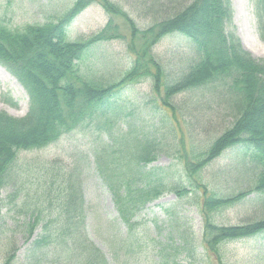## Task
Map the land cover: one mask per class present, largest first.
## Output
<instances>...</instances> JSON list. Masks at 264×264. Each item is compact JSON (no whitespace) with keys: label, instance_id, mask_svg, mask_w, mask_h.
I'll return each mask as SVG.
<instances>
[{"label":"trees","instance_id":"obj_1","mask_svg":"<svg viewBox=\"0 0 264 264\" xmlns=\"http://www.w3.org/2000/svg\"><path fill=\"white\" fill-rule=\"evenodd\" d=\"M92 2L107 13L122 15L131 29L134 39L128 48L133 62L119 80L111 79L112 73L109 80L79 70L78 61L94 44L122 36L108 21L87 38H68L67 26ZM141 4L144 14H152L144 28L111 0H74L53 21L27 24L21 30L9 29L0 18V65L22 84L29 100L24 116L0 112V192L7 187L15 212L23 215V221L7 231L0 226V241L6 233L1 264H19L15 235L20 227L28 242L22 264H131L142 247L135 234L138 214L167 192L198 207L203 247L218 260L222 244L264 232V59L253 57L227 30L229 0H165L160 12L158 0ZM253 4L264 39V0ZM168 35L183 37L190 53L189 60L181 52L175 55L183 63L176 76H167L151 52ZM141 40L140 49L136 45ZM145 78L152 82L156 120L147 121V114L117 102L124 87ZM186 92L221 108V117L229 118L218 135L196 140L184 117L186 104L172 101ZM79 127L98 136L87 152L117 214L115 222L125 231L112 249L111 262L88 234L80 167L64 170L56 163L19 160L21 152L45 147ZM231 148L238 156L230 169L245 175L244 186L228 193L208 189L203 168ZM160 154L175 163L151 165ZM82 159L80 154L78 161ZM250 195L258 206L257 218L215 222L216 213ZM119 252L128 257L117 263ZM158 254L164 264L170 263L166 248Z\"/></svg>","mask_w":264,"mask_h":264},{"label":"rangeland","instance_id":"obj_2","mask_svg":"<svg viewBox=\"0 0 264 264\" xmlns=\"http://www.w3.org/2000/svg\"><path fill=\"white\" fill-rule=\"evenodd\" d=\"M73 1L0 0V18L9 29L21 30L27 24L53 21L56 16L69 8ZM142 1L111 0L139 28H144L152 21L151 13H143ZM158 2L162 7L160 12L164 8L165 0H158ZM229 3L232 17L227 30L233 32L241 46L253 57L264 59V39L260 37L258 30L253 0H229ZM108 21H111L114 26V32L122 36L94 44L78 61V67L81 72L92 73L95 77L109 78L112 73L114 77L111 79L119 80L123 76V71L133 62V53L128 46L134 38L131 36L127 20L122 15L107 13L98 3L92 2L69 23L67 34L71 40L87 38L102 29ZM142 43L141 40L136 45L137 48H143ZM151 52L158 58L167 76H176L183 66V63L176 59V54L181 52L186 55L184 57L186 59L190 56L186 41L183 37L179 38L176 35L162 37L154 44ZM189 59L190 57L187 60ZM0 67L5 70L3 72L0 69V112H6L13 117L24 116L29 104L27 92L13 75L3 66L0 65ZM152 95V82L145 78L124 87L118 95L117 102H125L130 108L139 109V113L147 114V121L156 120L154 114L156 104L150 101ZM195 99L191 93L186 92L175 96L172 101L175 100L178 105L186 104L184 117L192 124L196 140L203 141L206 137L218 135L229 118H222L223 110L218 109L206 99L201 101ZM178 126L179 129L183 128L181 122H178ZM97 137L90 128L83 130L79 127L45 147L21 152L19 160L20 162L35 160L40 162L39 165L44 162L56 163L64 170L80 167L79 185L88 214V234L111 262L113 261L112 249L116 246L121 233L125 231L115 222L117 214L99 175L93 169L92 158L87 152V148L91 147ZM180 149H182L181 145ZM80 154L83 155V159L78 161ZM236 156H238L237 151L231 148L203 168L202 175L208 189L216 188L220 190V193H228L244 186L245 175L242 173L237 175L230 169L234 165ZM173 163L175 162L169 155L160 154L151 165ZM78 164L81 165L78 166ZM176 167L180 169L181 164H176ZM226 173L229 175H225ZM214 176H217L216 181ZM33 179H35L34 176ZM8 193L7 187L0 192V226L4 231H7L17 220L23 221V215L15 212L14 203L10 202ZM253 198L250 195L234 206L216 213L215 222L237 224L257 218L255 210L258 206ZM167 209H171V212L167 213ZM199 211L198 207L188 199H179L170 192L148 203L137 217L140 223L135 234L140 239L142 247L135 253L131 264H135L136 259L139 260L137 264H164L160 254L157 255L158 250L163 247L169 254V264H264V232L222 244L220 260L211 251H206L203 247V222ZM38 232L39 230L36 229L35 233ZM4 234L0 241V264L4 257ZM25 236L24 227H20L15 235L19 264L24 263L23 256L28 247ZM181 240L185 244L183 247ZM126 257L128 255L119 252L117 263Z\"/></svg>","mask_w":264,"mask_h":264},{"label":"bare ground","instance_id":"obj_3","mask_svg":"<svg viewBox=\"0 0 264 264\" xmlns=\"http://www.w3.org/2000/svg\"><path fill=\"white\" fill-rule=\"evenodd\" d=\"M0 69H1L3 72H5V70H4V69H2L1 67H0Z\"/></svg>","mask_w":264,"mask_h":264}]
</instances>
